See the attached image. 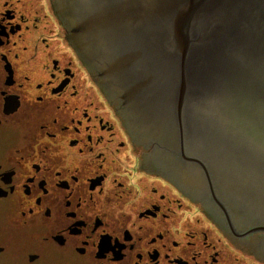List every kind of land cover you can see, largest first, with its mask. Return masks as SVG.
I'll list each match as a JSON object with an SVG mask.
<instances>
[{
  "label": "flooded vegetation",
  "instance_id": "flooded-vegetation-1",
  "mask_svg": "<svg viewBox=\"0 0 264 264\" xmlns=\"http://www.w3.org/2000/svg\"><path fill=\"white\" fill-rule=\"evenodd\" d=\"M100 82L53 0H0V264H264V220L196 197Z\"/></svg>",
  "mask_w": 264,
  "mask_h": 264
},
{
  "label": "water",
  "instance_id": "water-1",
  "mask_svg": "<svg viewBox=\"0 0 264 264\" xmlns=\"http://www.w3.org/2000/svg\"><path fill=\"white\" fill-rule=\"evenodd\" d=\"M53 9L101 87L133 107L139 141L164 144L167 160L179 153L196 197L224 199L239 223L264 220V0H53Z\"/></svg>",
  "mask_w": 264,
  "mask_h": 264
},
{
  "label": "rangeland",
  "instance_id": "rangeland-1",
  "mask_svg": "<svg viewBox=\"0 0 264 264\" xmlns=\"http://www.w3.org/2000/svg\"><path fill=\"white\" fill-rule=\"evenodd\" d=\"M173 197V196H172ZM173 198H178L177 195H175ZM190 207V206H189ZM192 211H194V214L198 211V210H195V209H192Z\"/></svg>",
  "mask_w": 264,
  "mask_h": 264
}]
</instances>
